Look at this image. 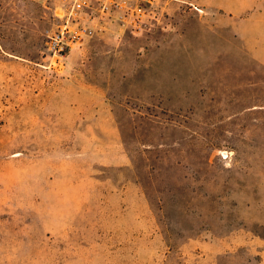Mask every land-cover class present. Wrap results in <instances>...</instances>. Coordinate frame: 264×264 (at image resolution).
<instances>
[{
    "label": "rangeland",
    "instance_id": "374dc122",
    "mask_svg": "<svg viewBox=\"0 0 264 264\" xmlns=\"http://www.w3.org/2000/svg\"><path fill=\"white\" fill-rule=\"evenodd\" d=\"M178 11L94 34L54 70L51 14L0 0V264H264V63L205 13ZM232 12L264 51V0ZM72 86L101 96L126 164L85 175Z\"/></svg>",
    "mask_w": 264,
    "mask_h": 264
},
{
    "label": "crops",
    "instance_id": "0c3cea01",
    "mask_svg": "<svg viewBox=\"0 0 264 264\" xmlns=\"http://www.w3.org/2000/svg\"><path fill=\"white\" fill-rule=\"evenodd\" d=\"M158 3L164 14L169 16L170 21L179 19L180 13L178 10L184 5H188L195 10L196 15H200L199 13L202 12L205 13L211 29L230 32L240 42V45L249 52L254 61L264 63V51L256 49L262 44L257 40L248 42L238 23H235L236 20L243 19L245 16H243V13L235 14L232 12L233 0H158ZM260 23L264 26V19ZM64 107L68 112L67 125L81 128L76 134L80 135L85 142V156H88L87 154L90 156V153H93L85 167L86 176L91 173L90 165L110 164L121 166L127 163V156L123 153L121 143L118 141L117 129L111 123L106 129V108L98 93L72 86L69 90V100ZM106 142H109L110 151L108 156ZM122 201V199L117 198L114 205L121 207L123 206ZM124 206L127 207V205ZM89 235H93L92 238L95 239H101L102 236L115 238L120 235V232L118 233L115 230L110 232H98L96 230L85 232V238ZM98 243L94 242L96 245ZM87 245H89V242H85V246Z\"/></svg>",
    "mask_w": 264,
    "mask_h": 264
},
{
    "label": "built area",
    "instance_id": "2783aa9c",
    "mask_svg": "<svg viewBox=\"0 0 264 264\" xmlns=\"http://www.w3.org/2000/svg\"><path fill=\"white\" fill-rule=\"evenodd\" d=\"M54 20L46 33L48 65L63 67L66 53L100 32L139 34L164 17L158 0H33ZM194 8V7H193Z\"/></svg>",
    "mask_w": 264,
    "mask_h": 264
}]
</instances>
